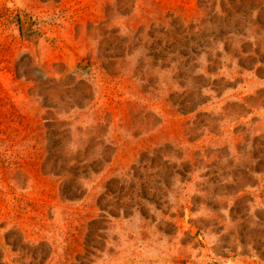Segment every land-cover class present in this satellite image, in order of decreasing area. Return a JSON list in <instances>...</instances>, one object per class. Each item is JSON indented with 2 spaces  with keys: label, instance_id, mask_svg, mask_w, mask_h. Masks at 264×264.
<instances>
[{
  "label": "rangeland",
  "instance_id": "obj_1",
  "mask_svg": "<svg viewBox=\"0 0 264 264\" xmlns=\"http://www.w3.org/2000/svg\"><path fill=\"white\" fill-rule=\"evenodd\" d=\"M0 7V264H264V0ZM53 120L109 156L73 200Z\"/></svg>",
  "mask_w": 264,
  "mask_h": 264
},
{
  "label": "trees",
  "instance_id": "obj_2",
  "mask_svg": "<svg viewBox=\"0 0 264 264\" xmlns=\"http://www.w3.org/2000/svg\"><path fill=\"white\" fill-rule=\"evenodd\" d=\"M43 2L49 0H41ZM0 24L8 22L17 26V36L13 37V40L29 41L31 36H43V32L38 23L29 22L26 20L27 28L24 30L22 26V19L19 14H13L6 7H0ZM2 9L7 14H2ZM30 32V34H26ZM182 39H177L176 43L181 46ZM15 73L18 78L26 77L29 79V72L22 71L20 68L15 66ZM41 98L46 99L44 94H39ZM44 107H47L46 105ZM45 127V140L46 149L48 153V160L43 170L46 167L51 166L50 174L54 175L59 179H63L65 184H71L68 190L63 192V195L73 200L79 196L78 191H80V183L82 180L89 178L93 174H99L103 169L105 164L110 163L108 153L105 150L96 151L92 148H81L78 140L72 133L73 125L71 122H59L53 120L52 122L47 121L44 125ZM52 163V164H50ZM17 227L13 226V230H16L18 236V241L21 242L23 239L20 235Z\"/></svg>",
  "mask_w": 264,
  "mask_h": 264
}]
</instances>
